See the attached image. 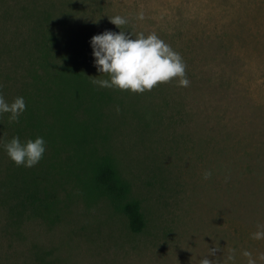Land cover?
Listing matches in <instances>:
<instances>
[{
    "label": "rangeland",
    "instance_id": "1",
    "mask_svg": "<svg viewBox=\"0 0 264 264\" xmlns=\"http://www.w3.org/2000/svg\"><path fill=\"white\" fill-rule=\"evenodd\" d=\"M20 1L0 0V14L15 17ZM33 1L53 9L63 48L93 80L107 74L89 40L109 29L155 32L190 83L102 87L113 97L102 143L140 201L142 231L107 198L55 184L50 216L17 223L0 201V264H264V238L252 236L264 226V0ZM8 162L0 148L2 172Z\"/></svg>",
    "mask_w": 264,
    "mask_h": 264
},
{
    "label": "trees",
    "instance_id": "2",
    "mask_svg": "<svg viewBox=\"0 0 264 264\" xmlns=\"http://www.w3.org/2000/svg\"><path fill=\"white\" fill-rule=\"evenodd\" d=\"M18 3L15 17L8 6L0 14V94L9 102L23 96L26 109L18 121L0 115V148L12 136L21 141L42 136L45 152L32 167L9 158L0 170L1 203L17 223L43 212L50 216L54 185L74 183L86 195L107 198L132 230L142 231L140 201L131 196V183L102 143L111 92L93 84L83 63L63 48L53 9L31 0Z\"/></svg>",
    "mask_w": 264,
    "mask_h": 264
},
{
    "label": "clouds",
    "instance_id": "3",
    "mask_svg": "<svg viewBox=\"0 0 264 264\" xmlns=\"http://www.w3.org/2000/svg\"><path fill=\"white\" fill-rule=\"evenodd\" d=\"M118 27L126 24L125 17L116 15L110 18ZM120 28V27H119ZM121 29V28H120ZM93 63L99 73H106L107 78L93 80L101 87L118 88L132 92L150 91L161 82L178 78L180 86L186 87L190 81L186 75V65L181 55L161 39L155 32L145 35H133L124 30L106 29L90 37ZM23 96L15 97L11 102L0 94V115L8 113L10 122L18 121L25 111ZM2 146L7 156L16 164L25 167L36 165L45 152V139L36 136L21 141L19 136H12L3 141ZM211 172L205 170L207 179ZM254 238H264V226L252 233ZM214 251V250H213ZM200 264H211L209 256L201 259Z\"/></svg>",
    "mask_w": 264,
    "mask_h": 264
}]
</instances>
